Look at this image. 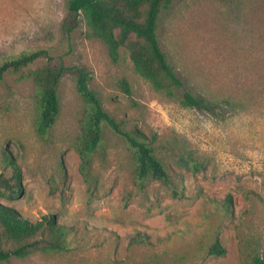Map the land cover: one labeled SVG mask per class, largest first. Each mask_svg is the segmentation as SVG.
Segmentation results:
<instances>
[{
	"label": "rangeland",
	"instance_id": "1",
	"mask_svg": "<svg viewBox=\"0 0 264 264\" xmlns=\"http://www.w3.org/2000/svg\"><path fill=\"white\" fill-rule=\"evenodd\" d=\"M66 0H0V62L47 49L70 67L60 78V111L36 130V91L29 79L0 82V170L7 156L22 170V193L0 202L31 221L52 214L69 227L70 248L9 258L4 264H249L264 259V0H173L160 14L158 41L183 83L172 96L138 75L125 49L113 62L88 36ZM76 67L124 131L139 130L182 193L150 180L139 187L124 138L103 127L93 155L90 195L74 149L84 102ZM129 83L124 92L120 80ZM208 108L182 105V91ZM193 155V172L180 157ZM229 200V204L227 203ZM136 236L145 241L134 240ZM218 236L224 255L208 253Z\"/></svg>",
	"mask_w": 264,
	"mask_h": 264
},
{
	"label": "trees",
	"instance_id": "2",
	"mask_svg": "<svg viewBox=\"0 0 264 264\" xmlns=\"http://www.w3.org/2000/svg\"><path fill=\"white\" fill-rule=\"evenodd\" d=\"M173 0H66L69 14H81L89 27L88 36L100 39L106 46L113 62L121 57L125 49L134 71L148 80L154 89L172 96L183 83L167 61L158 41L160 14L167 10ZM70 67L62 56L50 55L44 48L23 51L0 62V82L8 74L17 81L29 79L36 91V130L44 135L55 123L60 111L57 86L62 75ZM77 72L76 90L84 106L79 117V131L74 149L79 159V172L90 195L97 190V178L93 171V155L103 140V127L108 126L122 136L131 150L134 162L133 176L139 187L150 180L160 181L170 187L174 195L182 194L171 180L168 167L156 155L154 147L139 130L124 131L114 118L102 107L97 93L89 88L91 74L85 67L73 66ZM120 86L130 94L129 83L120 80ZM181 103L187 107L208 108L205 99L183 90ZM10 173L0 170V198L16 199L22 193V170L14 158L7 156ZM184 167L198 172L204 164L193 155L180 157ZM229 204V200H227ZM68 226L56 222L52 214H42L35 221L29 220L16 209L0 202V264L9 258H25L34 253H54L70 248ZM134 240L145 241L136 236ZM208 253L224 255L225 248L219 237L208 247ZM249 264H264V259L254 255Z\"/></svg>",
	"mask_w": 264,
	"mask_h": 264
}]
</instances>
